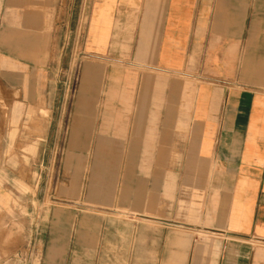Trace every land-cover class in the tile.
<instances>
[{"label": "crops", "instance_id": "obj_1", "mask_svg": "<svg viewBox=\"0 0 264 264\" xmlns=\"http://www.w3.org/2000/svg\"><path fill=\"white\" fill-rule=\"evenodd\" d=\"M0 1L9 3L13 28L23 18L24 28L36 29L41 17L21 14V3L50 0ZM82 3L70 111L52 105L49 69L40 88L36 73H21V63L2 53L5 44L26 43L24 35L18 43L13 32L1 33L0 66L18 70L12 77L0 70V163L19 158L6 149L21 145L20 137L10 142L8 125L22 113L48 114L34 119L45 124L60 114L55 135L34 131L30 144L57 142L68 123L66 155L83 161L91 150L95 163H109L94 171H112V215L164 212L167 194L175 216L182 190L189 196V223L142 216L162 224L154 264H264V0ZM6 173L13 175L0 166V208L8 206ZM59 255L53 247L48 264Z\"/></svg>", "mask_w": 264, "mask_h": 264}, {"label": "rangeland", "instance_id": "obj_2", "mask_svg": "<svg viewBox=\"0 0 264 264\" xmlns=\"http://www.w3.org/2000/svg\"><path fill=\"white\" fill-rule=\"evenodd\" d=\"M8 4L0 1V35L13 32L16 38L21 34L26 43H19L17 37L19 44H15L16 48L5 44L2 53L21 63V73L27 74L23 69L36 73V84L40 88L45 89V70L49 69L52 82H48L47 88L52 93V105L59 108L68 106L70 111L82 59V27L87 18L85 9L80 12L82 0L21 3V14L37 13L41 17L40 26L36 29L24 28L23 18H19L21 27L13 28L8 24ZM80 15L82 26L78 29ZM38 37L43 39L38 41ZM4 64L0 70L5 69L6 76L12 77L13 71L18 69ZM66 74H69L68 84ZM11 80L9 82L13 84ZM24 86L27 89L29 83H24ZM36 104L44 105L45 99L38 100ZM47 116L50 115L22 113L19 124L8 125V129L11 128L10 142H16L20 137L21 145H10L6 149V157L10 159L12 152L19 155L17 161L0 163L1 170L7 169L13 174L8 177L6 173L3 179L9 183L6 186L9 194L6 193L8 206L0 208V264H48V255L53 247L60 250L54 264L156 263L153 239L162 224L152 219L144 220L142 216L189 223V196L182 190L175 216L172 215L173 199L167 194L162 196L160 205L161 208L169 207L164 212L126 214L119 211L112 215V208H109L112 207V171H94L95 165L104 167L109 163H95L91 150L83 161L66 155L68 123L65 122L64 134L57 142L53 139L46 146L30 144L34 131L39 135H49L53 131L55 135L59 122L56 117L60 114L54 115L53 124L34 121ZM43 139L44 136L40 137V141ZM167 211L171 214L168 215ZM112 219H116L113 220L115 225H112ZM80 233L82 240L78 239Z\"/></svg>", "mask_w": 264, "mask_h": 264}]
</instances>
